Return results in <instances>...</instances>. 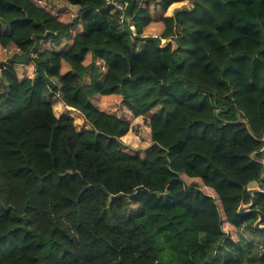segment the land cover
Segmentation results:
<instances>
[{
	"label": "trees",
	"instance_id": "16d2710c",
	"mask_svg": "<svg viewBox=\"0 0 264 264\" xmlns=\"http://www.w3.org/2000/svg\"><path fill=\"white\" fill-rule=\"evenodd\" d=\"M65 1L77 17L0 0V63L14 52L0 69V264H264V239L248 237H264L258 216L237 213L251 182L264 190L251 159L264 148V0H126L123 21L106 0ZM186 1L144 37L152 5ZM29 55L35 75L21 80L13 61ZM138 118L144 158L121 141Z\"/></svg>",
	"mask_w": 264,
	"mask_h": 264
},
{
	"label": "rangeland",
	"instance_id": "374dc122",
	"mask_svg": "<svg viewBox=\"0 0 264 264\" xmlns=\"http://www.w3.org/2000/svg\"><path fill=\"white\" fill-rule=\"evenodd\" d=\"M189 1H186L185 4H188ZM41 6H45V3H39ZM51 4L53 7L58 8V9H63L66 7H70L71 5L65 1V0H51ZM158 4V2H157ZM152 11L155 9L154 6H151ZM159 10V9H158ZM78 13H75V16H77ZM153 16L154 18L157 17L156 13L153 12ZM160 21V20H159ZM155 22H153L154 24ZM158 23V22H157ZM156 23V26H157ZM133 30V29H132ZM149 28L146 30L145 34H149L150 36H153V34L155 33H150ZM165 30V27H164ZM136 33H134L135 35ZM148 37V35H147ZM66 39H62V44L64 45V47L62 46V44L57 46V49H64L67 42ZM167 40H162V46H165L167 44ZM47 45V43H42L43 45ZM45 45V46H46ZM1 62H7V60L11 59L14 55V52L12 51V49H7V50H1ZM86 64H89V61H87ZM69 69L67 67V65H64V69H63V73L67 72ZM16 72L18 74V77L23 80L26 78H32L35 75V70H34V65L33 63H28L26 65H16ZM85 84L89 85L90 84V77L89 75L85 78ZM2 91V87H0V92ZM93 103L95 104V106L99 107L100 105V99L99 96L95 97L93 99ZM55 114H57V116H61V115H70L74 118L75 121V126L78 129L79 132L82 131H87V130H91V128L89 126H87L84 122V118L82 115H80L78 112L73 111V110H69L68 108L64 107L63 105L59 104L55 106ZM148 120L149 119H143V118H138L136 119L133 123H132V130L129 132L128 135H126L125 137H123L121 139V141L123 142L124 146V150L132 155H137L140 156L142 158H144L153 148V142H152V138H151V130L150 127L148 125ZM182 178L186 181V183L188 185H191L193 183H198L201 190L206 193L211 195L212 197H214L218 204L219 207L221 209V204L219 202V199L217 198V196L215 195V193L206 188L203 183L199 180V179H190L187 178L185 175H182ZM224 216V215H223ZM223 229L226 233L229 234V236L234 240V241H239V235L238 232L236 230L235 227H233L232 225L228 224L226 221L224 222L223 225ZM250 240H255V241H260L261 238L264 239V237H259V236H248ZM254 238V239H252Z\"/></svg>",
	"mask_w": 264,
	"mask_h": 264
},
{
	"label": "water",
	"instance_id": "95a60500",
	"mask_svg": "<svg viewBox=\"0 0 264 264\" xmlns=\"http://www.w3.org/2000/svg\"><path fill=\"white\" fill-rule=\"evenodd\" d=\"M145 47V43L142 44V48L140 51H138V53H141L143 51ZM132 50L133 52H136V48H135V43L132 44ZM33 58L32 55H29L25 58H18L15 59L13 61V64L15 65H23L25 63H27L29 60H31ZM11 67L10 63L4 62V63H0V69H8ZM262 151H264V148L258 152H255L251 155V159L253 161H255L256 163H258L259 165H261L263 167L262 172H261V182L264 183V159L259 160L256 159L257 155L262 153ZM248 193L250 196V203L249 204H245L244 202L241 203L237 213L239 215H248V214H255L258 216V220L254 225V228L258 231H264V214L262 211L255 209L256 206V196L257 195H261L264 194V190H261L260 188V182L258 181H253L248 185ZM122 197V194L118 195L117 197H112V199L114 198H119Z\"/></svg>",
	"mask_w": 264,
	"mask_h": 264
},
{
	"label": "crops",
	"instance_id": "0c3cea01",
	"mask_svg": "<svg viewBox=\"0 0 264 264\" xmlns=\"http://www.w3.org/2000/svg\"><path fill=\"white\" fill-rule=\"evenodd\" d=\"M186 2H183V3H176V4H174V5H172L169 9H168V11L167 12H164V11H162V9L160 8V7H158V8H155V10H153L152 11V14H153V12H155L156 13V15H157V17L156 18H154L155 20H154V24H152L151 26H149L148 28H149V32L150 33H155V34H153V36L152 37H158V36H160L163 32H164V25L162 24V22L161 21H159L160 20V18H165V17H172V16H174V14H175V12L177 11V10H179V9H182L183 7H185V6H187L188 4H185ZM72 13H73V16L74 17H77V16H75V13L77 12H79V10H80V8L79 7H77V6H70V7H67ZM159 9V10H158ZM154 17V16H153ZM158 22V23H157ZM156 23H157V26H156ZM147 28V29H148ZM146 29V30H147ZM146 30H145V32H146ZM134 31V30H133ZM145 32H144V34H145ZM148 36H150L149 34H147ZM147 35L145 34L144 35V37H147Z\"/></svg>",
	"mask_w": 264,
	"mask_h": 264
},
{
	"label": "built area",
	"instance_id": "2783aa9c",
	"mask_svg": "<svg viewBox=\"0 0 264 264\" xmlns=\"http://www.w3.org/2000/svg\"><path fill=\"white\" fill-rule=\"evenodd\" d=\"M106 8L112 7L117 9L119 12L122 13L120 16L121 20L123 21L125 19V12L127 11L129 7V3L126 0H106L105 1ZM134 30V27H132Z\"/></svg>",
	"mask_w": 264,
	"mask_h": 264
},
{
	"label": "clouds",
	"instance_id": "9594fccd",
	"mask_svg": "<svg viewBox=\"0 0 264 264\" xmlns=\"http://www.w3.org/2000/svg\"><path fill=\"white\" fill-rule=\"evenodd\" d=\"M134 32H135V30H134ZM69 110H71V109H69Z\"/></svg>",
	"mask_w": 264,
	"mask_h": 264
}]
</instances>
